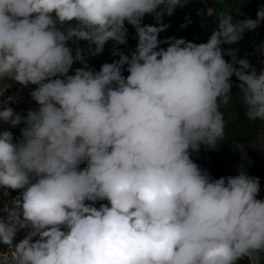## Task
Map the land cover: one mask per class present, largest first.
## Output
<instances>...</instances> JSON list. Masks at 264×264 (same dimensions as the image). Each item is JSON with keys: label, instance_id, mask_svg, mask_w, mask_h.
I'll return each mask as SVG.
<instances>
[{"label": "clouds", "instance_id": "clouds-1", "mask_svg": "<svg viewBox=\"0 0 264 264\" xmlns=\"http://www.w3.org/2000/svg\"><path fill=\"white\" fill-rule=\"evenodd\" d=\"M186 3L0 0V96L7 81L36 85L39 105L18 142L0 132V190H20L0 209V243L14 253L5 264H264L259 178L240 169L212 179L190 158L224 138L220 109L233 75L247 119L264 121V69L221 50L264 21V7L255 20L220 12L206 43L161 41L167 25L140 26L146 14L159 20ZM126 22L138 36L131 58L53 79L74 62L67 41H88L96 55L110 40L127 43ZM161 43L169 46L157 50ZM75 59L83 62L80 50ZM6 104L0 121L19 125ZM97 200L108 204L85 203ZM23 229L31 230L13 245Z\"/></svg>", "mask_w": 264, "mask_h": 264}, {"label": "trees", "instance_id": "trees-1", "mask_svg": "<svg viewBox=\"0 0 264 264\" xmlns=\"http://www.w3.org/2000/svg\"><path fill=\"white\" fill-rule=\"evenodd\" d=\"M264 7V0H187L183 7L177 8L172 15L166 12L157 20L155 14H146L140 26L153 25L159 27L160 24L167 25L166 29L159 33L158 39L164 41L166 38L175 37L183 38L193 43H206L214 30H218L217 16L222 11L230 12L233 15V22L243 21L246 19L257 18V11ZM158 8L157 11H161ZM127 29V43L123 45L117 44L115 41H108L101 53L93 55L95 45L84 40H69L66 46L71 49L74 62L65 76H58L66 80L68 75H74L77 69L82 68L79 61L75 59L77 50L83 51L88 61L90 69L94 73L99 72L101 66L105 63H113L120 59V55H127L131 58V54L135 51L138 36L136 28L125 23ZM264 21H261L254 30H245L239 42L227 45L222 44V52L227 53L228 50H235L236 58L247 59L250 65L260 63L264 69ZM169 45L161 43L159 48L166 49ZM89 48L91 50L89 51ZM224 59L228 62L232 61V57L225 54ZM127 65L122 67V74L127 77ZM238 68L239 65H236ZM251 72V68L247 70ZM259 74V73H257ZM232 84L231 101L227 105H221V112L225 120V135L219 141L217 149H209L202 146L198 152L190 151V158L201 168L207 172L212 179L221 177H229L232 174L233 167L240 163L242 171L247 175L258 177L260 182V196L257 199H264V165H256L244 154L243 147L256 149L264 142V121H249L245 115V108L241 102L238 85L240 81L235 75L230 78ZM29 110H35L29 106L26 101L24 104L16 107L14 113L22 117V122L17 126H8L7 131L13 135V142L21 139V130L27 127L23 118L27 116ZM5 131V130H4ZM86 167V162H82L79 168L82 170ZM11 197H16L20 190H8ZM93 207L99 209L102 204H108L107 200H97L95 202L85 201ZM66 230V229H62ZM237 264H250L247 257L239 260Z\"/></svg>", "mask_w": 264, "mask_h": 264}, {"label": "rangeland", "instance_id": "rangeland-1", "mask_svg": "<svg viewBox=\"0 0 264 264\" xmlns=\"http://www.w3.org/2000/svg\"><path fill=\"white\" fill-rule=\"evenodd\" d=\"M252 67L255 68L256 72L259 73L263 67L260 63H255L254 65H252ZM7 83L11 84V85H16L18 83L14 82V81H7ZM37 86L36 85H31L29 84L27 87L25 88V96H26V100L29 104V106L33 107L35 110H38L39 105L33 101V99L31 98V91H33ZM243 151L244 154L251 160V162H253L256 165H264V142L261 143L256 149L252 150L251 148L248 147H243ZM242 170V165L240 163H237L232 170V174L231 176H236L239 174V170ZM261 194V192L259 191V194L257 197H259ZM20 195V193L18 194ZM17 195V196H18ZM15 198V197H11L10 194L4 193V190H0V209H2L4 207L5 204H9L11 203V200ZM0 216H3L6 218L7 213H4L2 211H0ZM31 229H23V230H19L13 240V245L19 243L28 233V231H30ZM36 239H39V237H34L33 241H35ZM9 250H8V246L4 245L2 243H0V264H4L3 260L8 259L9 257Z\"/></svg>", "mask_w": 264, "mask_h": 264}, {"label": "built area", "instance_id": "built-area-1", "mask_svg": "<svg viewBox=\"0 0 264 264\" xmlns=\"http://www.w3.org/2000/svg\"><path fill=\"white\" fill-rule=\"evenodd\" d=\"M91 50V48H89V51ZM82 57H83V62L81 60H78L81 67L82 68H88L89 67V64H88V61L86 59V56L85 54L83 53V51H80ZM77 54V52H76ZM76 54H75V57H76ZM77 60V59H76ZM9 97H12V99L9 101L8 98ZM0 101H7V104L5 106L7 107H11L13 110L24 104L27 100H26V96H25V88L24 86H21L20 84H16V85H11V87H9L7 89V91L4 93L3 96H0ZM11 123L10 122H2L0 121V132L6 130V128L8 126H10ZM9 250V257L8 259H10L11 255H13L14 253L12 252L11 249H8ZM6 259L3 263L5 264V262L8 260Z\"/></svg>", "mask_w": 264, "mask_h": 264}, {"label": "crops", "instance_id": "crops-1", "mask_svg": "<svg viewBox=\"0 0 264 264\" xmlns=\"http://www.w3.org/2000/svg\"><path fill=\"white\" fill-rule=\"evenodd\" d=\"M3 261H5V260H3Z\"/></svg>", "mask_w": 264, "mask_h": 264}]
</instances>
